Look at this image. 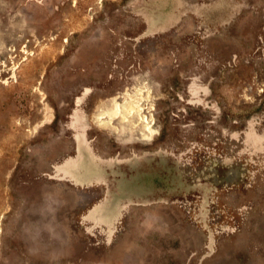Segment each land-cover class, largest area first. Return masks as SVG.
Masks as SVG:
<instances>
[{"label": "rangeland", "instance_id": "374dc122", "mask_svg": "<svg viewBox=\"0 0 264 264\" xmlns=\"http://www.w3.org/2000/svg\"><path fill=\"white\" fill-rule=\"evenodd\" d=\"M0 264H264V0H0Z\"/></svg>", "mask_w": 264, "mask_h": 264}]
</instances>
